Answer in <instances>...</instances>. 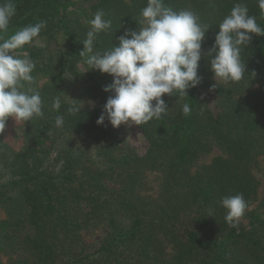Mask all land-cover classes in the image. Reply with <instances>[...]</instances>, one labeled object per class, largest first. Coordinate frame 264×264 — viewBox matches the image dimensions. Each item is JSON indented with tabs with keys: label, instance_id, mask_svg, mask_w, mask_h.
I'll return each mask as SVG.
<instances>
[{
	"label": "trees",
	"instance_id": "obj_1",
	"mask_svg": "<svg viewBox=\"0 0 264 264\" xmlns=\"http://www.w3.org/2000/svg\"><path fill=\"white\" fill-rule=\"evenodd\" d=\"M86 1L14 0L16 14L2 34L47 22L17 50L35 62L33 87L45 116L18 123L25 127L20 148L5 141L14 118L0 133V264H264V210L251 209L260 200L254 168L264 160V36L252 34L241 53L246 73L239 83L213 87L207 55L219 23L237 2L264 28L257 0H165L210 26L200 83L182 99L165 94L167 114L139 126L149 140L145 154L128 145L107 118L97 124L115 94L104 90L114 77L88 70L79 52L98 9L112 21L95 43V51L103 52L118 45L126 30H138L147 0ZM61 91L64 103L57 112L51 103ZM72 103L84 108L72 115ZM184 103L192 109L187 117ZM58 115L62 128L55 127ZM215 149L218 155L195 168ZM149 172L161 179L156 196L144 192ZM236 194H243L248 208L234 228L218 201ZM7 251L14 256L5 260Z\"/></svg>",
	"mask_w": 264,
	"mask_h": 264
},
{
	"label": "clouds",
	"instance_id": "obj_2",
	"mask_svg": "<svg viewBox=\"0 0 264 264\" xmlns=\"http://www.w3.org/2000/svg\"><path fill=\"white\" fill-rule=\"evenodd\" d=\"M257 3L264 16V0ZM15 14L14 0H0V133L10 117L26 123L45 116L40 92L33 87L35 62L30 57L18 56L17 50L32 43L47 22L28 25L4 38L2 34L8 31ZM139 15L138 30H126L119 37L118 45L113 44L103 52L95 51V43L100 33L111 30L112 21L104 18L102 9L88 21L90 27L79 55L88 70L96 69L114 77L113 83L104 90L115 94L108 97L97 124H103L106 118L117 128L121 124L141 126L159 120L169 109L163 99L165 94L182 99L189 96L188 89L201 81L198 68L202 43L210 25L202 24L190 9L176 11L168 7L165 0H147ZM219 29L207 53L212 57L211 71L217 82L213 87L221 82L239 83L246 73L241 53L250 44L252 34L264 36L257 17L249 15L247 5L242 2L234 4L230 14L219 23ZM25 83L29 85L27 90H23ZM63 93L52 99V110L59 112L64 103ZM83 108L84 103H72L67 111L77 115ZM191 111L188 103L182 105L184 116L191 115ZM63 125L64 117L58 115L55 127ZM218 203L226 209L225 222L230 227H238L248 208L243 194L221 197Z\"/></svg>",
	"mask_w": 264,
	"mask_h": 264
},
{
	"label": "rangeland",
	"instance_id": "obj_3",
	"mask_svg": "<svg viewBox=\"0 0 264 264\" xmlns=\"http://www.w3.org/2000/svg\"><path fill=\"white\" fill-rule=\"evenodd\" d=\"M90 2H91V0H87L85 2V6H87ZM37 44H41V41H38ZM18 56L24 57V56H28V55H27V53H22V54H19ZM43 82H44V80H42V83ZM18 123L19 122H16V120H15L14 124L10 128H8V130L5 134V141L14 148H20L23 144L22 138L24 137L25 127L24 126H18ZM110 125H111V123H110ZM113 128H116L117 130H119L120 133L126 139L128 145H130L138 153L145 154L147 152V150L149 148V140L144 135V133L141 131V129L139 128L138 125L121 124L118 128L117 127H113ZM219 153H220V151L218 149H215L210 154L202 157L198 161L195 168L201 167L202 165L209 163ZM254 171H255L258 179L261 182L260 192H259L260 200L257 203H255L251 207V209L252 208L253 209L254 208H260L261 210H264L261 207V205H262L261 200L264 199V160L262 157L259 158L257 165L254 168ZM160 180H161L160 176L157 173H155V172L147 173V175L145 177L144 192L146 194L156 196L159 192ZM2 216H5L4 212L2 213ZM241 222H243L242 225L248 224L247 219H243ZM10 256H14V254L10 251H7L6 255L4 256V259L6 260L7 258H10Z\"/></svg>",
	"mask_w": 264,
	"mask_h": 264
}]
</instances>
